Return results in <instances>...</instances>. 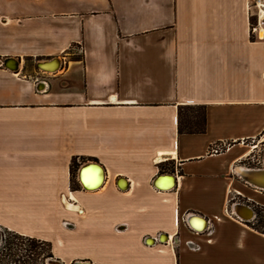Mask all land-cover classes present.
I'll list each match as a JSON object with an SVG mask.
<instances>
[{"label": "crops", "instance_id": "0c3cea01", "mask_svg": "<svg viewBox=\"0 0 264 264\" xmlns=\"http://www.w3.org/2000/svg\"><path fill=\"white\" fill-rule=\"evenodd\" d=\"M258 1L0 0V227L60 264H264V190L237 171L264 137Z\"/></svg>", "mask_w": 264, "mask_h": 264}, {"label": "trees", "instance_id": "16d2710c", "mask_svg": "<svg viewBox=\"0 0 264 264\" xmlns=\"http://www.w3.org/2000/svg\"><path fill=\"white\" fill-rule=\"evenodd\" d=\"M178 131L180 134L204 133L206 131V107L180 106ZM73 165H75V161ZM256 212L257 221L253 223V226L264 232V216L262 214L264 208L257 207ZM4 233L9 236L10 241L8 240L0 249V264H48L45 259H56L50 242L26 237L8 230H4ZM6 257L9 259L13 257L11 263L4 261Z\"/></svg>", "mask_w": 264, "mask_h": 264}, {"label": "water", "instance_id": "95a60500", "mask_svg": "<svg viewBox=\"0 0 264 264\" xmlns=\"http://www.w3.org/2000/svg\"><path fill=\"white\" fill-rule=\"evenodd\" d=\"M54 60H55L56 63L59 61V59H54ZM10 61H12V59H7L3 63L8 66ZM43 62H45V63H43ZM43 62H39L37 64V68L39 70H41V71H48L47 68H45V67H47V65H49L48 62H46V61H43ZM18 65L19 64L17 62L15 69H18ZM50 69H53V68H50ZM91 168L95 169L96 171H99L97 178H92L91 176H88V175L91 174L90 173V169ZM103 177H104L103 168L100 165H98V164H93V163L92 164H87L79 172V179H80L81 184L83 185L84 189H90L94 185V184H92L93 181H101L103 179ZM242 177L244 178V180L247 183H249V184H251V185H253V186H255V187L259 188V189L264 190V158H263V167L258 168V169L248 168L247 170H243V176ZM254 177L255 178H259V180L262 179V182L259 181V183H258V182L253 181L252 178H254ZM169 179L170 180H174L173 177H171ZM157 181L158 180H155V182H154L156 187L159 186ZM252 217H253V213L251 214V218ZM203 220L206 222V219H203ZM74 264H91V263L75 262Z\"/></svg>", "mask_w": 264, "mask_h": 264}, {"label": "rangeland", "instance_id": "374dc122", "mask_svg": "<svg viewBox=\"0 0 264 264\" xmlns=\"http://www.w3.org/2000/svg\"><path fill=\"white\" fill-rule=\"evenodd\" d=\"M74 51H76L75 49H74ZM77 52V51H76ZM262 141H264V137H259V138H257V139H254V140H252V141H249L247 144L248 145H250L252 148H256L255 149V152L253 153V155H252V159H250L248 162H249V164L250 165H247L248 167H256L258 164H259V160H260V158H261V156L263 155V152H264V142H262ZM77 165L75 164V166H74V169H73V171H72V173H73V182H74V185H73V187H75V183H76V181H75V179H76V177H77V174H78V171H76L77 170ZM240 170V168H238L237 169V171H239ZM262 214H263V216H264V212H262ZM257 220V218L255 219V221ZM10 241V239H9V236L8 235H6L5 233H4V231L3 232H0V249H1V247H2V245L4 246L5 244H6V242L7 241ZM15 243H18V241H15ZM16 247V246H15ZM15 249H17V248H15ZM16 251V250H15ZM15 253V252H14ZM13 259V257H11L10 259H9V257H6V259H4V261H6V263L8 262H10L11 260ZM45 261H46V263H48V264H60L59 262H58V260H56V259H45ZM11 263V262H10Z\"/></svg>", "mask_w": 264, "mask_h": 264}, {"label": "built area", "instance_id": "2783aa9c", "mask_svg": "<svg viewBox=\"0 0 264 264\" xmlns=\"http://www.w3.org/2000/svg\"><path fill=\"white\" fill-rule=\"evenodd\" d=\"M260 4L262 5V8L260 7ZM256 6L257 7H259V14H258V17H259V26H263L264 27V2H262V3H260V1H258L257 3H256ZM229 147V145L228 144H223V145H216V146H214L212 149H211V152L212 153H214V154H219V153H222V152H224L227 148ZM248 168H251V169H258V168H252V167H248ZM248 168H245V169H242L241 168V170L243 171V170H247ZM235 204V202L232 204V206ZM233 208V207H232ZM232 208H231V212L233 213V210H232ZM253 212H254V210H252ZM255 220L256 219V215H255V213L253 214V217L251 218V219H249V220ZM217 220H219L218 218H217ZM206 223H207V228L205 229V230H203L202 231V233H204L205 231H206V233L207 234H210L211 232L209 231V229H208V221L206 220ZM4 230L0 227V232H3ZM156 242H159L158 240H157V238H155L154 239V243H156ZM208 242H212V240H208ZM153 243V244H154ZM162 244V243H161ZM163 244H164V242H163ZM186 244H187V246L188 247H190V248H196L197 246L194 244V242L193 241H187L186 242Z\"/></svg>", "mask_w": 264, "mask_h": 264}, {"label": "bare ground", "instance_id": "6f19581e", "mask_svg": "<svg viewBox=\"0 0 264 264\" xmlns=\"http://www.w3.org/2000/svg\"><path fill=\"white\" fill-rule=\"evenodd\" d=\"M260 7L262 8V5L260 4ZM263 31V30H262ZM43 63H45V62H43ZM59 66H60V63H59V61L56 63V67L54 68V69H51V70H48L47 72H50V71H52V72H55L58 68H59ZM50 67V65H47V67H45V68H49ZM240 170H241V168H240ZM239 172V171H238ZM88 176H91L92 178H97L98 177V173H94V174H90V175H88ZM253 179V181H255V182H257L255 179H259V178H252ZM105 181V174H104V177H103V179L101 180V181H93L92 182V184H94L93 185V187H91L90 189H87V190H97V189H99V187L103 184V182ZM259 181H261L262 182V179L261 180H259ZM259 183V182H258ZM175 185V182L173 181L171 184H169V185H167V186H165V187H163V188H172L173 186ZM161 186V185H160ZM162 187V186H161ZM160 187V188H161ZM198 221V220H197ZM204 221V220H203ZM207 228V223L204 221V222H202V225L200 226V227H197V230L199 229V231H203V230H205Z\"/></svg>", "mask_w": 264, "mask_h": 264}, {"label": "flooded vegetation", "instance_id": "af4514ba", "mask_svg": "<svg viewBox=\"0 0 264 264\" xmlns=\"http://www.w3.org/2000/svg\"><path fill=\"white\" fill-rule=\"evenodd\" d=\"M262 142H264V141H262Z\"/></svg>", "mask_w": 264, "mask_h": 264}]
</instances>
